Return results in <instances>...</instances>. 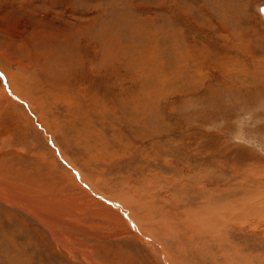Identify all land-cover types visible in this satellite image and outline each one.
I'll return each instance as SVG.
<instances>
[{"label": "rangeland", "instance_id": "1", "mask_svg": "<svg viewBox=\"0 0 264 264\" xmlns=\"http://www.w3.org/2000/svg\"><path fill=\"white\" fill-rule=\"evenodd\" d=\"M262 10L0 0V264H264Z\"/></svg>", "mask_w": 264, "mask_h": 264}, {"label": "bare ground", "instance_id": "2", "mask_svg": "<svg viewBox=\"0 0 264 264\" xmlns=\"http://www.w3.org/2000/svg\"><path fill=\"white\" fill-rule=\"evenodd\" d=\"M194 170H195V169H194ZM198 181H199V180H198ZM211 195H212V194H211ZM212 198H213V197H212ZM238 205H239V204H238ZM236 206H237V205H236ZM225 208H226V207H225ZM208 211H211V212H212L211 215H214V212L217 211V210H214V209H208L207 212H208ZM218 211H219V210H218ZM218 211H217V212H218ZM217 212H215V213L217 214ZM230 212H231V211H230ZM226 213H227V212H226ZM207 215H208V214H207ZM211 215H210V216H211ZM211 217H212V216H211ZM233 217H234V216H233ZM182 258H183V257H182Z\"/></svg>", "mask_w": 264, "mask_h": 264}, {"label": "snow or ice", "instance_id": "3", "mask_svg": "<svg viewBox=\"0 0 264 264\" xmlns=\"http://www.w3.org/2000/svg\"><path fill=\"white\" fill-rule=\"evenodd\" d=\"M262 14H264V10H262Z\"/></svg>", "mask_w": 264, "mask_h": 264}]
</instances>
